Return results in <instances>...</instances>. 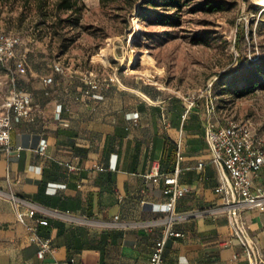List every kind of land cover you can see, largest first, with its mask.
Wrapping results in <instances>:
<instances>
[{
    "label": "crops",
    "instance_id": "0c3cea01",
    "mask_svg": "<svg viewBox=\"0 0 264 264\" xmlns=\"http://www.w3.org/2000/svg\"><path fill=\"white\" fill-rule=\"evenodd\" d=\"M31 73L39 80H12L0 65V102L12 91L31 94L10 149L0 150V264H148L166 228L182 235L166 238L165 264H250L226 213L217 210L223 172L211 160L205 125L222 122L208 111L206 95L190 104L117 76L85 94L83 80L76 89L72 80L44 83L56 75L52 69ZM176 163L179 185L188 190L166 222L169 212L157 207L167 199L163 175ZM254 182L264 188V168ZM30 205L33 217L26 214ZM241 219L264 264V211L243 208ZM32 232L50 240L42 258Z\"/></svg>",
    "mask_w": 264,
    "mask_h": 264
},
{
    "label": "rangeland",
    "instance_id": "374dc122",
    "mask_svg": "<svg viewBox=\"0 0 264 264\" xmlns=\"http://www.w3.org/2000/svg\"><path fill=\"white\" fill-rule=\"evenodd\" d=\"M54 1L40 5L38 0H0V28L18 33L27 48L24 72L11 73L16 80H39L32 71L49 74L53 62H59L67 75L56 74L55 80H72L76 89L92 72L98 80L117 76L192 100L205 96V87L218 73L233 69L238 55L246 58L245 66L264 60L262 0H224V9L216 11L197 9L200 0H180L176 8L157 9L172 14V24L139 19L138 3L132 0H110L105 5L82 0L85 7L75 21L68 18L69 11H56ZM237 25L244 28V37L235 45ZM104 47L109 49L107 63L93 60ZM130 52L136 57L133 69L145 75L125 72L123 63ZM248 68L253 77L255 66ZM220 92L212 83L218 121H246L264 132V81L240 96Z\"/></svg>",
    "mask_w": 264,
    "mask_h": 264
},
{
    "label": "built area",
    "instance_id": "2783aa9c",
    "mask_svg": "<svg viewBox=\"0 0 264 264\" xmlns=\"http://www.w3.org/2000/svg\"><path fill=\"white\" fill-rule=\"evenodd\" d=\"M20 42L21 38L18 33L0 28V65L10 73L13 71L22 73L27 65L26 52L17 53ZM52 71L55 74L67 75L65 68L59 62H53ZM11 79L15 80V77L12 75ZM42 80L44 83L49 84L54 80V76L47 75ZM83 81L86 86L84 89L85 94L99 89L102 83L92 72L84 75ZM212 83L213 81H210L204 89V94L208 97L209 112L215 111V104L211 95ZM30 105V93L15 91L7 94L0 102V150L7 151L10 149L11 131L14 123L28 116ZM57 109L60 110V106H57ZM205 137L211 160L223 172L222 181L217 186L216 191L224 193V196L217 210L226 213L232 227V234L239 241L249 263L259 264L261 259L254 240L244 228L241 210L243 208H256L259 211H264V188L254 182L260 169L264 168V132L256 131L246 121L226 118L220 124L210 120L207 121ZM45 147L46 141L41 139L38 149L43 152ZM180 159L181 156L177 153V163ZM177 163L171 173L163 175V193L167 199L160 207H157L159 211L169 212V216L164 219L166 222L174 218L171 215L174 204L188 190L187 187L179 185V166ZM201 165L200 162L198 166ZM9 199L18 204L24 202L23 199L11 194ZM35 211V207L30 205L26 210V214L33 217ZM18 220L24 222L20 213H18ZM36 221L41 225L48 223L45 218H37ZM181 235V232L166 228L163 236L156 239L149 255L148 264H165L163 250L166 238ZM30 241L37 244L36 254L39 258H42L44 253L50 250L49 238H41L32 232Z\"/></svg>",
    "mask_w": 264,
    "mask_h": 264
},
{
    "label": "trees",
    "instance_id": "16d2710c",
    "mask_svg": "<svg viewBox=\"0 0 264 264\" xmlns=\"http://www.w3.org/2000/svg\"><path fill=\"white\" fill-rule=\"evenodd\" d=\"M100 5H105L110 0H98ZM43 3L44 0H38V3ZM138 3L136 15L141 20H153L159 23L172 24L175 19L172 14H167L158 11L157 9H169L179 6L180 0H132V3ZM54 6L56 11H69L68 18L74 21L79 17L81 9L85 7L82 0H55ZM224 0H200L197 3V9L216 11L224 9ZM260 26L264 27V10L260 12ZM73 21V22H74ZM7 31V30H5ZM244 37V28L237 25V34L235 38V45ZM246 58L238 55L236 57V64L233 69L228 72H221L217 74L216 80L213 82L214 86H218L220 93H233L236 96L246 94L253 91L260 83L264 81V60H259L249 66H245ZM255 66V74L252 77L247 73L248 67ZM212 89V88H211ZM167 145V144H166Z\"/></svg>",
    "mask_w": 264,
    "mask_h": 264
},
{
    "label": "bare ground",
    "instance_id": "6f19581e",
    "mask_svg": "<svg viewBox=\"0 0 264 264\" xmlns=\"http://www.w3.org/2000/svg\"><path fill=\"white\" fill-rule=\"evenodd\" d=\"M262 5H264V0L261 1ZM135 21V20H134ZM133 40V39H132ZM130 41H131V38H130ZM132 51V50H131ZM108 52H109V49L107 47H104V48H101L99 50V53L96 57L93 58V60H96V59H100L102 60L104 63H107V56H108ZM110 55V54H109ZM110 57V56H109ZM135 56L132 52L129 53V58L125 60V63H123L125 66H126V69H125V72L126 73H130V74H143L145 75V73H143L142 71H139V70H136V69H133V65H134V62H135Z\"/></svg>",
    "mask_w": 264,
    "mask_h": 264
}]
</instances>
